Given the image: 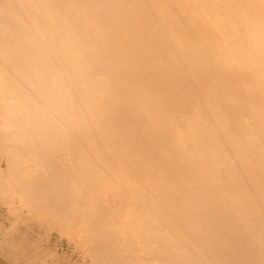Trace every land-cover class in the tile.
Wrapping results in <instances>:
<instances>
[{
	"label": "bare ground",
	"instance_id": "obj_1",
	"mask_svg": "<svg viewBox=\"0 0 264 264\" xmlns=\"http://www.w3.org/2000/svg\"><path fill=\"white\" fill-rule=\"evenodd\" d=\"M0 207L7 264H264V0H0Z\"/></svg>",
	"mask_w": 264,
	"mask_h": 264
},
{
	"label": "rangeland",
	"instance_id": "obj_2",
	"mask_svg": "<svg viewBox=\"0 0 264 264\" xmlns=\"http://www.w3.org/2000/svg\"><path fill=\"white\" fill-rule=\"evenodd\" d=\"M4 213V214H3ZM8 215V213H7V211L6 210H3L1 207H0V226H2V224L4 225L5 223V226H7V225H9V221L10 220H8L7 219V217L6 216ZM4 226V227H5ZM44 234H46V239H48V238H50L49 240H51V242H49L50 244H51V247L52 246H56V247H59V251L60 252H63V250L62 249H64L65 250V252H66V250H67V248L62 244V243H60L59 241H58V234H56V232L55 233H53V235L51 234V231H47V232H44ZM71 253L69 252V251H67L66 252V256L68 257L69 255H70ZM71 257V256H70ZM76 258V256L74 257V258H72V262H77V258ZM71 260V259H70Z\"/></svg>",
	"mask_w": 264,
	"mask_h": 264
},
{
	"label": "water",
	"instance_id": "obj_3",
	"mask_svg": "<svg viewBox=\"0 0 264 264\" xmlns=\"http://www.w3.org/2000/svg\"><path fill=\"white\" fill-rule=\"evenodd\" d=\"M0 264H7V263L4 262V261L0 258Z\"/></svg>",
	"mask_w": 264,
	"mask_h": 264
}]
</instances>
